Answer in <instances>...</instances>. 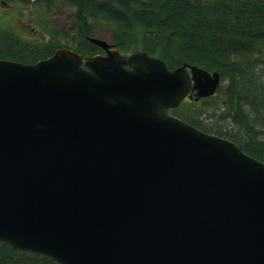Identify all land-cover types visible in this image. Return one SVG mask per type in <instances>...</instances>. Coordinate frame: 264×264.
Here are the masks:
<instances>
[{
	"label": "water",
	"instance_id": "obj_1",
	"mask_svg": "<svg viewBox=\"0 0 264 264\" xmlns=\"http://www.w3.org/2000/svg\"><path fill=\"white\" fill-rule=\"evenodd\" d=\"M0 60V246L54 264H264V162L170 114L220 75L89 37Z\"/></svg>",
	"mask_w": 264,
	"mask_h": 264
},
{
	"label": "trees",
	"instance_id": "obj_2",
	"mask_svg": "<svg viewBox=\"0 0 264 264\" xmlns=\"http://www.w3.org/2000/svg\"><path fill=\"white\" fill-rule=\"evenodd\" d=\"M34 4L45 13L70 10L69 34L75 43L61 44L54 29H47L48 40L34 43L6 33L0 38V60L34 64L60 48L100 55L103 51L88 38L96 28L108 29L107 43L113 48L143 50L162 59L170 70L186 63L219 73L214 97L184 102L170 114L264 162V0H35ZM184 108L186 112H181ZM0 264L54 263L0 246Z\"/></svg>",
	"mask_w": 264,
	"mask_h": 264
},
{
	"label": "rangeland",
	"instance_id": "obj_3",
	"mask_svg": "<svg viewBox=\"0 0 264 264\" xmlns=\"http://www.w3.org/2000/svg\"><path fill=\"white\" fill-rule=\"evenodd\" d=\"M1 1L0 38L2 35L10 33L17 36L22 42L34 43L36 40H48L47 29H54L59 34L58 39L61 44H68V46L72 47L75 43L74 38L69 34L71 32L70 10L59 8L58 11L53 10L45 13L41 8L35 6V0H31L28 4L18 0H3L4 3H1ZM91 36L109 42L110 32L102 27L96 28ZM184 102L190 103L188 100ZM186 105L188 106V104ZM180 111L186 112V109L184 108Z\"/></svg>",
	"mask_w": 264,
	"mask_h": 264
},
{
	"label": "flooded vegetation",
	"instance_id": "obj_4",
	"mask_svg": "<svg viewBox=\"0 0 264 264\" xmlns=\"http://www.w3.org/2000/svg\"><path fill=\"white\" fill-rule=\"evenodd\" d=\"M19 1V0H18ZM1 3H4L3 0L1 1Z\"/></svg>",
	"mask_w": 264,
	"mask_h": 264
}]
</instances>
